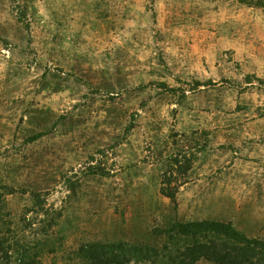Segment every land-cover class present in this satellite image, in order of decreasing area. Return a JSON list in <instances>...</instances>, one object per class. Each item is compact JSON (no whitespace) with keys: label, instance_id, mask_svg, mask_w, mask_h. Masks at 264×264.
<instances>
[{"label":"rangeland","instance_id":"obj_1","mask_svg":"<svg viewBox=\"0 0 264 264\" xmlns=\"http://www.w3.org/2000/svg\"><path fill=\"white\" fill-rule=\"evenodd\" d=\"M177 155L194 161L174 206L160 188ZM0 193L40 264H84L90 243L155 247L176 222L264 239V11L0 0Z\"/></svg>","mask_w":264,"mask_h":264},{"label":"trees","instance_id":"obj_2","mask_svg":"<svg viewBox=\"0 0 264 264\" xmlns=\"http://www.w3.org/2000/svg\"><path fill=\"white\" fill-rule=\"evenodd\" d=\"M235 1L264 11V0ZM43 135L36 134L27 141L35 142ZM193 161V156L177 155L169 163V170L163 173L160 194L174 206L179 183L181 180L184 183ZM88 173L91 175L96 172L89 170ZM32 197L34 206L43 211L40 194L32 193ZM58 217H61L60 214L56 215ZM9 218L4 197L0 193V264H10L15 253L18 264H40V252L35 246L30 251L31 246L19 245L15 240V231ZM152 233L160 240L158 246L131 245L126 242L90 243L82 245L77 256L84 264H198L201 261L211 264H264V239L246 236L231 222H176L168 228H155Z\"/></svg>","mask_w":264,"mask_h":264}]
</instances>
